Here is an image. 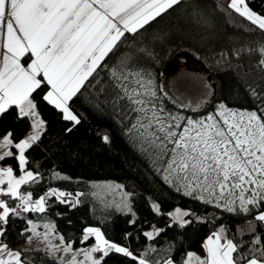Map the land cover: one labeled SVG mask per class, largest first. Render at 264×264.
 <instances>
[{
  "label": "trees",
  "instance_id": "1",
  "mask_svg": "<svg viewBox=\"0 0 264 264\" xmlns=\"http://www.w3.org/2000/svg\"><path fill=\"white\" fill-rule=\"evenodd\" d=\"M247 2L253 11L264 15V0ZM227 4L228 0H181L137 33H126L69 101L68 107L79 123L65 120L61 110L43 100L48 86L33 93L45 126L40 139L25 151V169L38 176L35 182L22 185V194L31 193L36 200L56 189L71 193L65 199H78L79 203L70 207L55 196L47 197L46 211L41 213L24 211L18 208V198L8 197L7 204L17 208L20 215H9L4 242L12 248L26 243L30 233H20L29 228L31 220L54 225L64 243L74 247L92 245L94 236L81 242L84 229L99 228L105 239L127 247L137 257L134 260L112 251L110 256L115 260H102L101 264H138V258L149 249H154L146 255L151 264H163L169 258L181 264L190 251L203 254V242L222 228L227 239L241 245L240 253L264 246V224L254 220L257 210L228 212L215 203L197 199L195 193L185 195L183 188L177 190L178 184L165 180L159 151L136 131H130L136 122L135 113L126 99L116 101L118 90L112 77L113 70L126 63V70L140 72L145 80H151L158 108L185 118L204 117L215 112L221 102L233 109L264 106V68L259 66L261 57L256 51L264 46V31L228 9ZM23 61L26 63L27 58ZM187 61L198 65L200 74L206 75L213 87L209 101L197 110L185 107L164 85L165 77L177 73ZM252 89L261 99L251 95ZM33 120L31 116L20 117L17 107H8L0 115V137L10 132L13 143L19 142ZM12 152L13 156L2 160V165H10L20 173L17 149L12 147ZM129 198L131 203L126 207ZM153 205H158L159 211ZM176 208L189 212L186 220L191 223L184 227L173 223L169 213ZM259 211H264V203ZM249 222L255 232L249 230ZM150 227L162 231L149 239L144 233ZM257 236L260 244H253ZM20 252L25 264H61L43 248Z\"/></svg>",
  "mask_w": 264,
  "mask_h": 264
},
{
  "label": "snow or ice",
  "instance_id": "2",
  "mask_svg": "<svg viewBox=\"0 0 264 264\" xmlns=\"http://www.w3.org/2000/svg\"><path fill=\"white\" fill-rule=\"evenodd\" d=\"M180 3L181 0H0V36L4 49L0 51V115L15 106L20 117H36L32 95L46 85L48 91L43 100L61 110L65 120L79 123L68 102L97 72L125 34L137 33ZM227 8L264 31V15L253 11L247 0H228ZM256 51L261 57L259 66L264 68V46ZM24 58H27L26 63H22ZM126 69L127 64L122 62L112 72L118 90L116 101L127 100L136 117L130 131H136L142 140L159 151L165 180L178 184L177 190L183 188L185 195L195 193L197 199L215 203L228 212L257 210L254 220L264 224V211H259L264 203V106L252 110L233 109L221 102L215 112L198 119L166 114L155 103L151 80H145L140 72ZM251 95L261 99L255 89L251 90ZM43 124V120L34 119L33 134L14 145L10 132L0 141V148L13 146L19 150L16 159L22 172L17 178L12 167L0 168V186L7 184L6 188L0 187V193L18 198L21 201L18 208L24 211L45 212L46 198L52 196L70 207L79 203L78 199L74 202L65 199L71 197V193L56 189H50L35 201L31 193L19 192L21 185L37 179L38 174L25 170V149L40 139ZM12 156V151H4L0 161ZM0 209V236H3L9 215L20 213L3 200H0ZM153 209L159 211V206L153 205ZM169 215L174 216L173 223L180 227L191 223L184 219L189 212L177 209ZM28 225L29 228L20 233L21 236L31 233L26 237L28 242L34 236H42L50 254L72 250L71 243L63 247L51 244L49 237L55 230L54 225H44L49 230L44 233L37 232L31 220ZM249 230L255 232L252 222H249ZM160 231L154 229L144 235L151 239ZM223 232L222 228L206 238L203 258L188 252L181 264H193V260L196 264H264V246L240 253L241 245L227 239ZM92 236L95 245L79 250L83 259H77V252L68 264H101L112 251L137 259L127 247L105 239L99 228H85L81 242ZM59 240L63 244L64 237L60 236ZM252 243L260 244V237ZM148 251L154 249L146 250L138 258V264H151L146 258ZM97 252L103 255L94 259L93 253ZM5 253L15 264H21L22 253L9 250L6 244L0 245V264H11L3 258ZM163 264H174V261L169 258Z\"/></svg>",
  "mask_w": 264,
  "mask_h": 264
},
{
  "label": "water",
  "instance_id": "3",
  "mask_svg": "<svg viewBox=\"0 0 264 264\" xmlns=\"http://www.w3.org/2000/svg\"><path fill=\"white\" fill-rule=\"evenodd\" d=\"M169 92L185 107L200 109L213 92L209 78L196 71L181 69L169 78Z\"/></svg>",
  "mask_w": 264,
  "mask_h": 264
},
{
  "label": "rangeland",
  "instance_id": "4",
  "mask_svg": "<svg viewBox=\"0 0 264 264\" xmlns=\"http://www.w3.org/2000/svg\"><path fill=\"white\" fill-rule=\"evenodd\" d=\"M182 69L196 71V72L199 73V74L202 73V69H201L198 65H196V64H194L193 62H190V61H187ZM179 71H180V70H179ZM175 74H176V73H175ZM173 75H174V74H173ZM170 77H171V76H170ZM168 84H169V76L165 77V82H164V85H165V87H166L167 90H169V86H168ZM31 117H32V116H31ZM39 117L41 118V120H43L42 117H41V115H39ZM33 119H34V118H33ZM42 129H44V128L41 127V129L39 130L40 133L42 132ZM35 175H36V174H35ZM89 181H90V180H89ZM97 182L105 183V184H106L108 181H97ZM111 182H116V181H111ZM117 184L123 187V185H122L120 182H118ZM104 190H106V189L104 188ZM58 191L62 192L61 190H58ZM31 199L33 200L32 197H31ZM38 199H39V198H38ZM36 200H37V199H36ZM33 201H35V200H33ZM130 203H131V200H130V198H129L128 201H126V205H125V206H126V207H129ZM125 206H124V207H125ZM27 207H28V205H27ZM125 209H127V208H125ZM177 209H180L181 212H187V211H186L185 209H183V208H176V209L170 211V213H175ZM171 217H172V221H174V216H171ZM184 219H186V217H184ZM33 224L35 225L34 222H33ZM154 229H157V228H155V227H150V228H148L145 232H152ZM217 232H219V231H217ZM217 232H215V233H217ZM223 235H224V234H223ZM57 238H58L57 235H55L53 238L50 237V239H51V244H52V245H58V244H59L61 247H63V246L65 245V243L63 242V244H61L59 238H58V239H57ZM53 239H56V241H55V240L53 241ZM205 241H206V240H205ZM205 241L203 242V245H204ZM221 242L223 243L224 241L222 240ZM95 243H96V240H95V242H94L92 245H90V246H88V247H74V246H72V250L69 251V252H62V251H61V252H55V253L52 254V255L55 256V257H57V258L59 259V261H60L61 264H68V261H70V260L72 259V255H73L74 253L79 252V255L77 256V259H83V253L80 252L79 250H82V249H89V248H91L92 246H94ZM41 244H42V245H41ZM46 245H47V247H48V244L45 243V241H40L38 237H35V236H34L30 242L27 241L26 243H24L23 245H21V246L19 247V249H20V250H21V249H31V248H43V249H44V248L46 247ZM190 252L195 253L197 256H199V257H201V258H203V257L206 255L205 250H204V253H203V254H202V253H199L198 251H190ZM102 255H103L102 252L93 253V258H94V259H99ZM61 257H62V260L60 259ZM114 260H115V259H114L113 257L110 256V253H109L108 256L104 257V259H103V261H109V262H113ZM14 263H15V261H14ZM86 264H87V262H86ZM174 264H176V263H174ZM193 264H196L195 260H193Z\"/></svg>",
  "mask_w": 264,
  "mask_h": 264
},
{
  "label": "crops",
  "instance_id": "5",
  "mask_svg": "<svg viewBox=\"0 0 264 264\" xmlns=\"http://www.w3.org/2000/svg\"><path fill=\"white\" fill-rule=\"evenodd\" d=\"M4 49H3V37L2 36H0V51H3ZM24 59H22V63H24V61H23ZM69 103V102H68ZM35 111H36V113H37V116L36 117H33L35 120H41V118L39 117V112H38V110H37V108L35 109ZM44 126H45V123L43 124V128H44ZM43 130V129H42ZM33 134V127H31V129L29 130V132L26 134V136L23 138V139H26L28 136H30V135H32ZM4 137V136H3ZM3 137H0V141H2L3 140ZM18 143V142H17ZM15 143H13V145H14ZM12 147L13 146H9V147H7V148H0V154H2L4 151H12ZM25 151H26V149H25ZM18 154H19V150L17 149V156H18ZM10 165H6V166H4V165H2V161H0V168H6V167H9ZM11 167V166H10ZM25 168H26V166H25ZM26 170V169H25ZM26 171H30V170H26ZM33 172V171H32ZM34 173V172H33ZM13 175L14 176H16L17 178L20 176V175H22V172H21V170H20V173H16L15 171H13ZM34 175H35V173H34ZM24 185V184H23ZM0 187H4V188H6L7 187V184L5 183L3 186H0ZM21 187H22V185L20 186V188H19V192L22 194V190H21ZM23 195V194H22ZM8 197H11L10 195H5V194H3V193H0V200H3V201H5L6 203H7V198ZM12 198V197H11ZM8 205V204H7ZM8 207L9 208H11L9 205H8ZM2 210V209H1ZM46 224H50V223H44V224H35L37 227H36V231L37 232H39V233H44L45 231H49L48 229H46L45 227H44V225H46ZM31 234V233H30ZM55 235H57V237L59 238L60 237V234H58L55 230H54V232L52 233V235L50 236V237H54ZM50 237H49V239H50ZM39 238V240L40 241H44L43 240V237L42 236H40V237H38ZM57 238V239H58ZM51 240V239H50ZM56 241V239H53V241ZM46 243V242H45ZM3 244H6L7 245V247H8V249L9 250H11V251H20V249L19 248H12L9 244H7L6 242H4L3 240H2V236H0V245H3ZM42 245V244H41ZM44 249H46L47 251H48V247H47V245H46V247L44 248ZM49 252V251H48ZM3 258L4 259H6V260H10L11 261V264H15L14 263V260H12V258H10V257H8L7 256V254L5 253V254H3ZM20 260H21V258H20ZM21 264H25L24 262H22L21 261Z\"/></svg>",
  "mask_w": 264,
  "mask_h": 264
},
{
  "label": "built area",
  "instance_id": "6",
  "mask_svg": "<svg viewBox=\"0 0 264 264\" xmlns=\"http://www.w3.org/2000/svg\"><path fill=\"white\" fill-rule=\"evenodd\" d=\"M0 211H2V210L0 209ZM5 229H6V225H5Z\"/></svg>",
  "mask_w": 264,
  "mask_h": 264
}]
</instances>
